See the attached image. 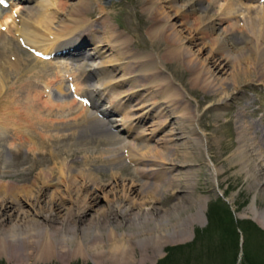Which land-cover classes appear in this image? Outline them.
Masks as SVG:
<instances>
[{
    "label": "rangeland",
    "instance_id": "374dc122",
    "mask_svg": "<svg viewBox=\"0 0 264 264\" xmlns=\"http://www.w3.org/2000/svg\"><path fill=\"white\" fill-rule=\"evenodd\" d=\"M49 1L48 8L52 15H57L56 13L61 15L62 11H66L65 8L68 4H64L66 5L64 9L61 8V11H57L51 6L55 5L56 0ZM60 1L65 2L67 0ZM82 1L78 4H75L77 1L72 4L70 12L73 10L77 12L83 24L90 22V24L85 25L86 29L93 30L97 40L105 39L102 42V44L104 43L103 46L106 39L111 37L112 32L116 31L120 36L122 35L119 50L104 47V57L99 58L111 60L107 62L108 65H103L102 74L107 75L106 78H112L113 85L116 84V86L105 90L107 96L104 103L113 102V106H116L117 113L115 116H117L116 122H118L119 130H111L107 126L100 125V118L97 119L95 116L96 119L93 121L74 117L75 112L81 111L84 106L68 90L66 81L74 73L69 63H56L60 66V69L57 70V77L48 74V76L43 75L42 78L38 76V79L32 76L31 80L36 81L38 88L47 91L44 92L45 95L42 98H50L59 105L68 104L64 105L67 106V109H60V113H57V116H62L64 121L60 119V124L55 121L57 124L48 128L50 133H54V135L60 133L63 134L60 136H64L61 137L62 139L56 138L53 141L56 146L55 151L58 154L57 159L59 161L68 160L67 162L71 165L70 169H73L71 172H73V175L75 174L74 184H78H75L76 187H79L81 180L84 179L77 176L79 169L87 171L91 169L93 177L96 178V183L105 185L108 190L106 198L112 200L114 206H116L110 216L106 211L109 202H105V196L92 205L91 211L87 214L89 218H92L93 211L96 212V210L102 209L105 212L102 215L103 218L99 220V225L96 226L99 230L98 237L106 243L109 229H114L117 234H122V237H125L128 233H133V236H128L131 239V245L127 249L125 248L129 256L128 261H130L128 264H264V227L256 221L249 209L253 204L260 210H264V182H262L257 169H255L257 177L252 175L254 166L246 164L238 154V147L242 142V131L246 129L250 142L253 143L255 148V153L260 155L258 162L262 163L264 167V75L262 74L264 66L262 62L258 61L257 57H255L256 59L252 57L248 62L231 59L224 66V72H216V79L225 81L224 83L228 86L225 94H229L226 103L219 102L218 98L220 97L213 95L214 90L218 87L215 82L206 80L204 76L203 78L195 77L196 73H194L195 69L193 68L194 64L197 67L205 64L211 68L213 60H224V53L211 50V38L201 40L200 37L194 44L193 49L196 52L200 50L198 57L202 60L201 64L197 59L189 62L186 59L187 56L185 59L175 57L170 52V48L162 36L154 37L151 34L154 15L147 9L149 0ZM206 1L204 0V2ZM24 4L26 6H38L37 0H29ZM253 4L254 7H252ZM249 5L251 7L242 6L240 8V11L241 9L242 11L236 13V15L240 14L243 19L242 15H248L250 9L257 8L259 5L262 6V0H249ZM58 7L60 8V6ZM54 8L57 7L54 6ZM170 10L172 11L171 18H174L172 21L177 24L183 21L184 25L191 28L193 21L187 24L184 21L189 18V15L182 17L180 14L173 13L175 9ZM245 11L247 14H245ZM243 12L244 14H242ZM193 16L195 15H191V18ZM227 20L221 22L220 25L225 26L233 23L231 22L233 19ZM67 23L70 24L71 29L73 24ZM60 26L59 29H61ZM66 29L67 26L62 31ZM237 35H240L238 37L240 39L242 34L238 31ZM12 36L13 34L8 37ZM15 36H13L15 41H10V39L6 41L8 43L7 48L2 53L0 51V61H3V57L5 60L18 57L23 59V64L18 63L22 73L24 68L28 66L32 68L33 72L38 70V67L34 68L37 60L32 55L33 53L27 48L26 44L17 41ZM238 50L240 51V49ZM211 51L214 54L212 56ZM117 52L121 53L122 57L117 56ZM115 58H119V60L113 61L112 59ZM149 59H155L158 66V68L151 69L150 73L161 74L159 79L168 81L170 86L176 89L179 94L175 100L176 102L174 101V104H172L173 109L170 110L175 115L171 112H160V105H154V100L160 94L159 89L156 92L146 90L147 94L145 92L142 94L143 88L141 87L148 85L146 79L143 81V74L147 75V72L139 71L142 63L137 61L143 62V60L148 61ZM148 63L150 62H146V64ZM236 66L242 67L245 71L248 69V71L233 77ZM28 75H24L25 80L19 76H14L10 83L5 82V89L8 84L14 82V88L9 90L11 92H6L5 89L0 90L6 95L9 102L17 99L19 95L21 97L19 89L23 88L24 83L27 84ZM51 79H54V83L47 87V80L51 81ZM85 79L86 84L96 81L95 74L94 77ZM80 80L77 81L78 88L83 87ZM74 84L76 85V83ZM61 86L65 87V92L59 89ZM78 88H74V92ZM122 92L128 95L126 100L118 97H124V95H121ZM223 94L221 92V96ZM74 100L76 101L74 104L70 102ZM118 101L121 102L119 106H117ZM87 107L89 109L88 113L96 115L95 109L90 108V106ZM176 115L186 118L192 117L195 121L200 135L194 136V140L201 139L203 145L201 147L203 149L202 155L196 152L185 159L182 153L184 143L179 138L176 140L171 137L172 132L179 131ZM70 116L73 117L68 119ZM126 119L133 122L131 127L127 123L123 124ZM137 120H140L138 126H136ZM168 121L170 123H167ZM76 123L79 124V127ZM56 125L59 127L55 128ZM5 129L8 141H6V160L0 165V194L9 190V182L23 186L33 179L40 167L49 168L52 166L49 151L46 153L45 150L43 155L42 153L35 154L26 144L17 147L13 144L15 138L14 133L11 134V126ZM120 130H128L127 139L138 144L137 148L139 150L134 153L136 155L135 159L131 155L127 156L121 144L117 142L120 134L118 131ZM157 151L162 154L159 155ZM85 154L92 155H89L87 164L82 163L87 160L81 159ZM106 156L116 159L111 163L105 161L104 158H95ZM174 169H178L177 172L182 174V181H173L172 178H175L176 172ZM113 172H117L116 178H113ZM52 180H55L53 182H56V186L51 187L49 193L65 198L64 188H67L68 183L60 181L58 175ZM82 182L83 184L86 182V186L91 190L95 188V184L89 179H84ZM126 183H131L134 186L133 200L139 202L145 199L149 200V197L155 199L153 208H156L157 212L153 208L151 209L149 204L146 207L144 204H140L149 211L147 219L152 215V218L155 217L154 220H127L123 222L120 217H113L114 213L118 215L120 207H124L118 204H124L127 201V199L124 202L121 201L124 200V194L127 193L124 189ZM256 191L257 195L255 196ZM78 193L80 192L78 191ZM186 194L189 197H186ZM74 195H77V193ZM198 195L204 198L201 199L204 201L202 219H198L195 212ZM23 198L25 199L20 201L21 204H9L3 210V215L7 217L6 223L13 222L15 219L18 220L22 217V214L26 218L30 215L38 217L34 212L36 208L32 207L31 203V207L26 203V201L29 202V198L24 196ZM31 200L37 202L34 199ZM117 200L118 202H116ZM66 207L67 205H64L63 211L66 210ZM157 217H159V221L155 220ZM71 221L72 224H77V229L82 226V223L75 221V219H71ZM185 227L189 230L186 240L163 244L167 238H170L169 234L173 233L174 229H185ZM96 231H92L91 234L96 233ZM138 234L142 235L140 237L136 236ZM152 236L160 237L159 242L156 244L160 253L156 256L152 252L155 247L153 246L155 242L152 241ZM104 250L103 255L105 256L99 261L86 254H81L70 258V260H60L53 256L39 261L32 257L23 260V262L11 259L7 254L0 252V264H109L111 262H108L107 259H109L110 251H107L106 247H104Z\"/></svg>",
    "mask_w": 264,
    "mask_h": 264
},
{
    "label": "bare ground",
    "instance_id": "6f19581e",
    "mask_svg": "<svg viewBox=\"0 0 264 264\" xmlns=\"http://www.w3.org/2000/svg\"><path fill=\"white\" fill-rule=\"evenodd\" d=\"M9 1L12 4L10 11L7 8L0 10L1 53L7 48L8 43L6 41H9V39L10 41L14 40L13 36L16 35L15 38L17 41H21L22 43L27 44L34 51H37V55H40V57H35L37 61L34 65V68L38 67V70L34 72L32 71V68L28 66L27 68L23 67L24 70L22 73V71L20 70V65H18V63L23 64V59H19L18 57L17 58L20 60L19 62L18 59L14 57L7 60H5L3 57V61H0V90H4L6 83H10L11 80H13L14 76L24 78V75L29 74L27 76V84L24 83L22 86L23 88L19 89V92H21V97L19 95L17 99L9 102L6 98V95L2 93V91H0V165L6 160L5 151L6 141L8 140L6 138L7 131L5 128L11 126V134L12 132L14 133L15 141L13 144L15 146H24L26 144L29 149H31L35 154H43L45 150L46 153L47 151H49L52 166H50L49 168L40 167L39 171L34 175L33 179H31L23 186H19L17 184L9 182V190H6L5 192H3V194H0V252L7 254L11 259H16L19 261H23L25 259L27 260L28 258L32 257L37 261L46 260L52 258L53 256H56L60 260H70V258L81 254H86L89 257L95 258L96 261H99L105 256L103 255V253H105L104 247H106L107 251H110L109 259H107L108 262H111L109 264H128L130 261H128L129 256L126 249L131 245V239H129L128 236H133L134 234L128 233L125 237H122V234H117L114 229H109L110 232L108 233L107 241L106 243H104L102 242L100 237H98L99 230L96 226L99 225V220L103 218L102 215H104L105 212H103L102 209H100L99 211L96 210V212L93 211L92 218H89V216L87 215L89 214L88 212L91 211L92 205L104 196L105 202H109V206L106 210L107 214L111 216L114 212V208L116 206H114V202L112 200L106 198L108 195V190L105 188V185L96 183V178L95 176L93 177V171H90L91 169L88 171L85 169H79V171L77 170V176L79 178H84L85 180L89 179L95 184V188L91 190L88 186H86V182L85 184H83L82 181H84V179L81 180V185L79 187H76L78 184H74L75 174L73 175V172H71L73 169H70L71 165L67 162L68 160H65V162L63 160L59 161L57 159L58 154L55 151L56 146L54 145L53 141L56 138L59 139L64 136H60L63 135L60 133L54 135V133H50V131H48V128L53 127V125L57 123H61L62 116H57V113L60 109H67V106L64 105L68 104L65 103L59 105L50 98H42L45 95L44 92L47 91L45 89L38 88V85H36V81L31 80L32 76L35 79H38V76H41L42 78V75L48 76L47 72L49 71L52 73L54 71V68H56L54 66L55 62H62V57L57 56L49 59H44V57H46V54L57 52L58 50L63 49L68 50L70 48H72V50H74L75 52L77 50V52H80L79 54H82V51L78 50V46H80L81 50H85V54L80 59H77V61L79 60L77 74L72 75V77H74L76 83V81L79 82V77L89 78L94 77L95 74L96 81L91 84H86L82 88H78L75 94H81V96L83 94L87 99H93V104L95 105H98L100 103L98 105V110L101 114L107 113L109 109L113 112H117L116 106H113V102H108L109 104L107 105L103 104V106L101 107L103 103V92H101V90H106L109 88L111 89V87L115 88L116 84L113 85L112 78H106L105 76L107 75L102 74V70L104 69L102 68L103 65H108L107 62L111 60H104L99 58L104 57V47H108L110 49L116 48V51H118L119 43L122 41V35L120 36L116 31L112 32V35L109 34L111 35V37L106 39L105 45L103 46L104 43L102 44V42L105 39L99 41L97 40V36L91 35L92 32H94L93 30L84 29L86 28L85 25L90 24V22L83 24L81 19L78 17L79 15L77 12H75L74 10L70 12L72 9L71 5L76 1L77 2L75 4H78L82 0H69V3L68 0L65 2L56 0L55 5L51 6L53 9H57V11H61L60 9H64V6L68 4V6L65 8L66 11H62L61 15H59L58 13H56L57 15L51 14L52 12L49 11L48 8V4H50L49 0H37L38 6L36 7L33 5L26 6L22 2L20 3V0ZM244 5L248 7L251 4L249 5V3L244 2V0H207L206 2H204V0H149L147 4V9L154 15V24L151 28V34L154 37L162 36L165 43L170 48V52L175 57L185 59L187 56V61L192 62L193 59H197L201 64L202 60L200 59V57H198L200 50L198 49L199 52H196V50L193 49L196 40L200 37L202 38L201 40H203L204 38H211V50H214V52L224 53V60H217L218 62L213 60V62H211L213 64L211 68H209V66H206L205 64H201L202 67H197L194 64L193 67L195 69L194 73H196L195 77L203 78L204 76L206 80L215 82L218 87L214 90L213 95H215V97H220L218 98V101L222 103H226L229 98V94H225L228 86H226V84L224 83L225 81H219L218 79H216L215 75L216 72H224V66L226 65V63L230 62L231 59H240L241 61L248 62L252 59V57H257V59H259L258 61L262 62L264 66V4L262 7H259L260 5L257 7L256 5L257 8L251 9L250 11H248L247 9L248 15H242L244 14L243 12L241 14L243 16L242 19L240 17V14L236 15V13L241 12L242 9L240 11V8ZM54 6L57 8H54ZM58 6H60V8ZM254 6L255 5L253 4L252 7ZM77 8L79 9V7ZM170 9H175L173 13H175L176 15L180 14L182 17L189 15V18L184 21L186 24L190 21H193V24H191V28H188V25H184V23H182L183 21L180 24L172 21V19L174 18H171L172 11ZM245 14H247V12ZM191 15L195 16L191 18ZM226 19H233V21H231L233 23L221 26V22ZM67 22L73 24L71 29L70 24H68ZM59 26L61 29H59ZM65 26H67V29L62 31ZM185 26H187V28H185ZM238 31L240 34H242L240 38L241 40L238 38L240 36L237 35ZM82 32H85L87 36L84 37L82 35ZM10 34H13V36L8 37L11 36ZM88 38H90V41H88ZM255 44L258 45L255 46ZM238 49H240V51ZM212 51L210 52L211 56L214 55ZM120 54L121 53L118 52L116 53L117 56ZM120 56L119 58L121 59L122 56ZM119 58H115L112 60L118 61ZM73 60L76 59L73 58ZM38 61L41 62V67H39ZM148 61L150 63L146 64V62ZM148 61H137L142 63L139 71L143 73L147 72V75L143 74V81L144 79H146L148 85L145 87H141L143 88L142 94L144 92L147 94L146 90L156 92L157 89H159L160 94L154 100L155 103H153L154 105H160V112L163 111L165 113H170V110L173 109L172 104H174L173 102L176 100V98H178L179 94L176 89H173L170 86V83L168 81H164L163 79L162 81L161 79H159L161 77V74H158L156 72L150 73L151 69L158 68V66L155 59H149ZM59 69L60 67L57 70ZM57 70L55 73L56 76L58 74ZM244 71L245 69H243L242 67L236 66L235 73L233 72V77H236L237 74H241ZM247 71L248 69L245 71V73ZM262 74L264 75V70L262 71ZM47 82L48 83L46 84V86L49 87L50 84L54 83V79H51V81L47 80ZM13 83L14 82H12V84H8V87L5 89L6 92H11L9 90H12V88H14ZM59 89L63 90L62 87H60ZM221 92L224 93L223 96H221ZM138 94L140 95L141 93ZM121 95H124V97H118L126 100L128 95L124 92H122ZM70 102H73L74 104L76 101L74 100ZM120 103L121 102L118 101L117 106H119ZM172 114L175 115L174 113ZM94 116L97 119L100 118L94 114L88 113L86 107H83L81 111L75 112L74 117H81L83 120L93 121L96 119ZM176 116L178 119L177 128L179 131L170 133L172 139L175 138L176 140H178L179 138V140L184 143L182 147V153L185 156V159H188L189 156L193 155L196 152L202 155L203 149H201V147L203 145L201 144V139L199 138V140H194V136L196 137L200 135V133H198L197 131L195 121L192 117L186 118L181 115ZM72 117L73 116H70V118L68 119H71ZM100 120V125L107 126L108 129L116 127L117 125L116 120L113 119V114H111L110 116L108 115V117L105 119L100 118ZM55 121L57 123H55ZM126 123L129 127L133 125V122L130 119H126L125 123L123 124ZM167 123H170V121H168ZM76 125L79 127V124L76 123ZM138 125H140V120H137L136 126ZM58 127L56 125L55 128ZM125 132L128 133L129 131L127 130ZM125 135L127 134H121L120 136H118L117 142L121 144L127 156L131 155L133 156V159H135L136 155L134 153H137L138 151L136 150H139L137 148L138 144L135 142H130V139L127 140ZM241 140L242 142L238 147V154L246 164L254 166V172L252 173V175L257 177L255 172V169H257V171H259L261 175L262 182H264V167L262 163L258 162V157H260V155L255 153V148L253 146V143L250 142V138L247 134L246 129L242 131ZM34 153L33 155H35ZM158 154L160 155L162 153L158 152ZM89 155L85 154L81 157V159L87 160L83 161L82 163H88ZM110 157L106 156L95 158H104L105 161H110L111 163L114 162L116 158L114 159ZM174 171L176 172L175 178H172L173 181H182V174L177 172L178 169H174ZM56 175L59 176L60 181L68 183L67 188H64V191L66 193L65 198L62 196H56L54 193H49V189L53 186H56V182H53L55 180L51 181V179H53ZM112 176L113 178H116L117 172H113ZM124 185V189L125 191H127V193L124 194V200L121 201L124 202L126 199L127 201H125L124 204H118L119 206L123 205L124 207H120V209H118L120 210V212L118 213L119 216L114 213L113 217H120V220H123V222L127 220H154L155 217L152 218V215L149 217V219H147L149 211L140 204H144L145 207L149 204L152 209L154 207L155 199L153 197H149V200L145 199L144 201H135L133 200V194L135 193L134 186L131 183H126ZM78 191L80 193H78ZM76 193L77 195H74ZM256 195L257 191L255 192V196ZM23 196L29 198V202L26 201V203L29 207H31L32 204V207L36 208L34 212L38 217H33L32 215H30L26 218L23 217L24 215L22 214V217H20L18 220L15 219V221L13 222L6 223L7 217L3 215V210L7 208L9 204H21L20 201H24L25 199L23 198ZM186 197H189L188 194H186ZM197 197L198 199L195 203L197 208L195 212L197 213L198 219H202L204 213V201H202L201 199L204 198L200 195H198ZM31 199H34L37 202H34ZM116 202H118V200ZM64 205H67V207L66 210L63 211ZM153 209L155 212H157L156 208ZM249 209L256 221H258V223H260L264 227V210H260L253 204L249 207ZM71 219H75V221H79L82 223H80L82 225L80 229H77V224H72ZM155 220L159 221V217H157ZM95 230H97L98 233L96 231V233L91 234V232ZM173 231V233L169 234L171 239L167 238L163 244L182 242L187 239V235L189 234V230L187 227H185V229H174ZM141 235L138 234L136 236L140 237ZM159 240V236H152V241L155 242V244L152 243L153 246H155L152 250L154 256L160 253V250L158 251V246L156 245Z\"/></svg>",
    "mask_w": 264,
    "mask_h": 264
},
{
    "label": "snow or ice",
    "instance_id": "6c2138e0",
    "mask_svg": "<svg viewBox=\"0 0 264 264\" xmlns=\"http://www.w3.org/2000/svg\"><path fill=\"white\" fill-rule=\"evenodd\" d=\"M4 2V0H0V4H2Z\"/></svg>",
    "mask_w": 264,
    "mask_h": 264
}]
</instances>
